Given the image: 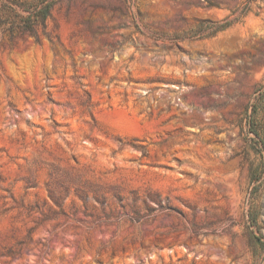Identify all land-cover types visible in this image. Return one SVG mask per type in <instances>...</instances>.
<instances>
[{"label":"rangeland","instance_id":"1","mask_svg":"<svg viewBox=\"0 0 264 264\" xmlns=\"http://www.w3.org/2000/svg\"><path fill=\"white\" fill-rule=\"evenodd\" d=\"M253 106L264 143V0H62L0 35V264H264Z\"/></svg>","mask_w":264,"mask_h":264},{"label":"trees","instance_id":"2","mask_svg":"<svg viewBox=\"0 0 264 264\" xmlns=\"http://www.w3.org/2000/svg\"><path fill=\"white\" fill-rule=\"evenodd\" d=\"M62 0H0V35H9L14 39L18 36H29L40 39V31H45L48 21L52 16L55 7ZM237 20H230L225 23L214 24L209 27L212 34H216L232 26ZM258 106H253L252 113L249 115L250 127L253 125L250 133H253L261 145L262 135L256 124L253 123L257 113ZM256 144H258L256 142ZM264 176V162H261V167L250 170L249 183L254 185V190L257 189ZM257 225L256 221H253Z\"/></svg>","mask_w":264,"mask_h":264}]
</instances>
